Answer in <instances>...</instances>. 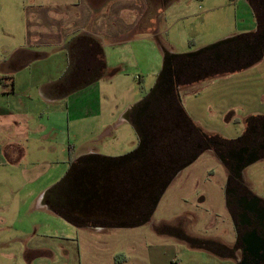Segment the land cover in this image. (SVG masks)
<instances>
[{"label": "crops", "instance_id": "obj_1", "mask_svg": "<svg viewBox=\"0 0 264 264\" xmlns=\"http://www.w3.org/2000/svg\"><path fill=\"white\" fill-rule=\"evenodd\" d=\"M175 1L0 0V132L3 135L0 164L4 163L5 158L13 164L26 152L19 144L21 139L30 144L34 138L46 143L45 130L28 131L34 120L26 119V111L30 109L37 113L40 105L53 106L58 99L72 93L58 97L52 85L69 69L70 73L73 72L67 55L68 44L73 38L87 35L100 43L105 73L110 71L108 76L128 75L131 64L127 65L123 60L127 59L133 63L134 69L145 72L146 77H136L142 83L139 92L145 93L148 87L144 98H130L122 104L117 113V122L112 125L129 126L134 132V140L115 137L111 127V130L107 129L97 136V140L102 142L99 150V147H93L86 140L80 141L77 135L72 134L73 144L69 143L66 147L67 155L53 162L56 171L54 169V174L43 179L41 187H14L13 195H10L9 189L8 197L13 201L11 216L18 226L13 228L11 235H4L8 222L4 216L9 212L4 208L5 202L0 201V246L10 250L5 255L23 254L27 264H34L32 260L37 257L63 255L55 247L57 243L50 241L62 239L69 242L71 248L75 245L79 256V241L86 240L90 233L125 229L143 222V218L138 219L132 202L134 193L131 187H135V184H131V175L136 173L137 158L143 151H139L141 147L136 128L129 117L130 110L167 84L168 72L178 59H181V64L202 56L218 59L220 46L234 41L243 43L257 35L260 29L259 16L251 0H242L243 6L250 8L247 9L251 14L250 31L236 35L223 32L220 39L230 38L231 41L208 48L216 41L210 45L204 44L206 46L202 48H190L184 54H175L172 49L165 50L158 46L159 36L169 33L164 24L163 10ZM164 52L173 55L168 62L164 61ZM113 54L116 56V66L110 65ZM82 57L86 59L79 60L80 78L84 75L87 78L90 72L87 58L90 55ZM183 93L193 97L208 95L206 105L213 116L220 113L218 118L222 121H235L233 127L237 131L249 117L264 116V50L233 64L195 73L181 84V106L189 120L199 127L183 107ZM104 137L108 138L107 141L103 140ZM75 143L80 144L77 150ZM37 152L41 155L46 153L48 158L57 155L58 142L45 145ZM123 172L120 181L115 182L116 173ZM31 212H39L40 216L31 217ZM39 217L48 218L50 231L37 234L38 228L44 224ZM61 224L67 225L69 231L75 229V235L59 232L57 226ZM40 240L50 242L39 243ZM10 241L13 242L11 247L16 246L14 250L9 248ZM84 242L82 247L88 244V241ZM65 255L70 256L71 261L72 256L67 251ZM120 256L113 258V264H126L128 259Z\"/></svg>", "mask_w": 264, "mask_h": 264}, {"label": "rangeland", "instance_id": "obj_2", "mask_svg": "<svg viewBox=\"0 0 264 264\" xmlns=\"http://www.w3.org/2000/svg\"><path fill=\"white\" fill-rule=\"evenodd\" d=\"M247 9L250 8L243 6L242 0H176L163 10L164 24L169 33L159 36L158 46L165 50L172 49L175 54H184L190 48H202L206 46L204 44L210 45L223 39H220L223 32L236 35L250 31L251 14ZM123 60L127 65L131 64L128 75L108 76L110 71H106L104 76L84 88L72 92L64 99H58L55 105H40L37 113L30 109L26 111V119L34 120L31 122L32 127L29 126L30 129L26 130H45L44 136L47 140L44 144L34 138L30 144L21 139L19 144L26 152L13 164L5 157L4 163L0 164V201L5 202L4 208L9 212L4 216L8 221L4 235H11L13 228L18 226L11 216L13 201L8 197L9 189L10 195H13L14 187H41L43 179L54 174V169L56 171L53 162L67 155L66 147L69 143L73 144L72 134L77 135L80 141L86 140L93 147H99V150L102 142L97 140V136L107 129L111 130V127L115 137L134 140V132L129 126L112 125L117 120L122 104L130 98H144L148 87L146 86L145 93L139 92L142 83L136 77L145 76V72L137 71L131 61ZM115 63L116 56L113 54L110 65L116 66ZM207 96L193 97L183 93L184 109L204 132L223 138L236 137L241 128L236 131L233 127L235 121L219 119L220 113L215 118L209 110L210 107L206 105ZM107 139L103 138L104 141ZM2 140L3 135L0 132V142ZM55 141L59 146L57 155L48 158L46 153L41 155L37 152ZM74 146L77 150L80 144L75 143ZM241 179L254 196L264 200V159L246 166L241 173ZM225 182L226 170L214 154L204 151L173 178L145 223L125 229H108L98 234L90 233L84 239L88 241L87 245L82 247L84 241H79V256L75 245L71 248L65 240H50L51 243H57L55 247L63 255L51 258L35 257L32 261L34 264H113V258L121 255L128 259L126 264H232L231 259L215 253L221 248L218 244L207 242L215 241L223 245L232 242V227L226 210ZM30 216L37 217L40 213L31 212ZM39 219L44 224L38 228L37 234L50 231L51 224L46 220L48 218ZM57 227L59 232L75 235V229L69 231L67 225L61 224ZM181 238H189L191 243ZM50 241L40 240L39 243L48 244ZM9 243L10 248L13 242ZM15 248L16 246L11 247L12 250ZM66 251L72 256L71 261L70 256L65 255ZM9 252L6 247L0 246V264H27L23 254L5 255Z\"/></svg>", "mask_w": 264, "mask_h": 264}, {"label": "flooded vegetation", "instance_id": "obj_3", "mask_svg": "<svg viewBox=\"0 0 264 264\" xmlns=\"http://www.w3.org/2000/svg\"><path fill=\"white\" fill-rule=\"evenodd\" d=\"M260 29L253 38L234 41L218 49V59L203 56L187 64L178 59L168 72L167 84L147 96L129 112L139 139L136 173L131 175L132 196L138 219L149 218L173 178L204 151H210L226 170L225 200L233 238L228 245L215 241L232 264H264V200L253 195L241 179L250 163L264 159V116L249 117L234 138L208 134L195 126L181 106V84L200 71L230 65L264 50V0H251ZM80 67L73 84L82 82ZM119 182L123 173H116ZM122 180V179H121ZM189 242L185 238H181Z\"/></svg>", "mask_w": 264, "mask_h": 264}, {"label": "trees", "instance_id": "obj_4", "mask_svg": "<svg viewBox=\"0 0 264 264\" xmlns=\"http://www.w3.org/2000/svg\"><path fill=\"white\" fill-rule=\"evenodd\" d=\"M86 54L90 55V58H87L90 62L89 75L87 76V78H83L82 82L76 81V83L73 84V75L77 70V67L81 66L79 60H85L86 57H82V55L85 56ZM67 55L69 58V64L73 68V72L70 73L69 69V71L65 75H63L61 79H59L52 85L53 90H56L55 92L57 93L58 97L63 96L64 93L67 94L69 92H73L83 86L94 82L95 80L103 76L106 70L102 46L93 37L87 35H79L73 38L68 44ZM226 256L227 255H223V257Z\"/></svg>", "mask_w": 264, "mask_h": 264}, {"label": "water", "instance_id": "obj_5", "mask_svg": "<svg viewBox=\"0 0 264 264\" xmlns=\"http://www.w3.org/2000/svg\"><path fill=\"white\" fill-rule=\"evenodd\" d=\"M229 41H231L230 38H229V39H223V40H221V41H218L217 43H214L213 45H210L208 48L216 47V46H218V45H221V44L227 43V42H229ZM171 56H173V55H171V54H169V53H167V52H164V61H167V62H168V58L171 57ZM148 219H149V218L144 219L143 222L139 223L138 225H140V224H142V223H145L146 221H148Z\"/></svg>", "mask_w": 264, "mask_h": 264}]
</instances>
